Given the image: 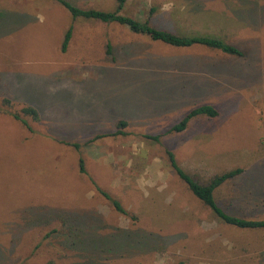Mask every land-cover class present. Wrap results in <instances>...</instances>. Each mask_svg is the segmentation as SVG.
I'll return each mask as SVG.
<instances>
[{"label":"rangeland","instance_id":"374dc122","mask_svg":"<svg viewBox=\"0 0 264 264\" xmlns=\"http://www.w3.org/2000/svg\"><path fill=\"white\" fill-rule=\"evenodd\" d=\"M123 13L243 55L73 19L56 0H0V264H264V229L216 219L167 153L201 181L243 168L217 200L264 219V0H129ZM202 104L218 115L168 132Z\"/></svg>","mask_w":264,"mask_h":264},{"label":"trees","instance_id":"16d2710c","mask_svg":"<svg viewBox=\"0 0 264 264\" xmlns=\"http://www.w3.org/2000/svg\"><path fill=\"white\" fill-rule=\"evenodd\" d=\"M64 6L71 14L73 19L97 20L105 23H119L127 26L130 31L148 36L153 41H160L174 47H191L195 45L206 46L211 49L220 50L223 53L242 56L243 51L234 43L229 42L225 38L216 35H192L191 33H176L167 29L158 28L151 23L149 18L140 19L127 14H124V8L129 0H116V6L113 10L98 9V8H83L70 0H56ZM72 36V27H70L63 41L62 49L65 51ZM111 51V46L108 45V52ZM26 115L31 116L34 120H39V112L32 106L23 108ZM218 110L211 104H202L192 108L178 123L173 125L168 132H182L189 126L191 120L200 116L216 117ZM15 118L21 119L18 114L14 115ZM25 125L28 122L22 119ZM121 127H125L127 122L121 120L119 122ZM114 134H124L122 130H118ZM147 137L159 141L160 136L148 135ZM79 148V144H72ZM171 165L176 174L187 184L193 195L199 199L206 207H208L216 219L219 221L235 226L241 229H264V219H255L242 217L234 213L228 212L218 202L216 193L226 182L240 176L244 173L243 168H233L227 171L215 173L207 181H201L195 176L186 171L178 162L173 151H167ZM80 172L85 173V163L83 158L80 159ZM98 190L111 200L114 207L123 214H128V211L122 204L113 199L109 193L101 188Z\"/></svg>","mask_w":264,"mask_h":264}]
</instances>
